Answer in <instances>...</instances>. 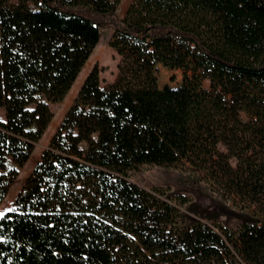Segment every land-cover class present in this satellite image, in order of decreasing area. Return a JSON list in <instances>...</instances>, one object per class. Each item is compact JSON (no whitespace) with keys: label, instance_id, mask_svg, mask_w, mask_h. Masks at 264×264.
I'll use <instances>...</instances> for the list:
<instances>
[{"label":"trees","instance_id":"trees-1","mask_svg":"<svg viewBox=\"0 0 264 264\" xmlns=\"http://www.w3.org/2000/svg\"><path fill=\"white\" fill-rule=\"evenodd\" d=\"M121 1L0 0V206L106 23L119 58L0 217V264H264V0H133L117 24ZM159 65L182 84L159 88ZM144 166L195 175L201 214L216 200L249 220L190 218L133 182Z\"/></svg>","mask_w":264,"mask_h":264},{"label":"rangeland","instance_id":"rangeland-1","mask_svg":"<svg viewBox=\"0 0 264 264\" xmlns=\"http://www.w3.org/2000/svg\"><path fill=\"white\" fill-rule=\"evenodd\" d=\"M13 1L15 2L16 0ZM132 2L133 0L121 1L117 9V24L124 18ZM114 26L115 23H106L105 26L102 27L100 41L88 62L85 64L80 73L81 75H79L80 77L78 76L76 82L63 101L50 104L53 119L41 140L35 145L34 152L28 162L19 169V176L12 184L8 196L0 206V217L12 209L17 194L22 189L35 165L38 163L43 151L49 146L52 137L59 129L68 110L77 98L81 86L92 69L95 66L98 67L100 86L102 88L109 86L115 81L118 74L117 65L119 58L111 47ZM182 81L183 72L181 70H170L161 65L157 67V84L159 88L166 86L177 88L182 84ZM204 86L208 87L209 83L205 82ZM1 117H3V114H1ZM195 179L196 176L190 172L157 166H144L133 175V182L147 190L156 188L163 191L166 197L181 196L185 198L187 203L181 206V210L190 218L219 222L222 225H228L230 227H234L249 220L246 214L243 212L240 213L239 210L233 208L231 203L225 204L216 200H212L217 207L215 210L212 209V211H209V214H201V212L198 211L197 204L200 200L206 202L208 193L201 184L195 181Z\"/></svg>","mask_w":264,"mask_h":264},{"label":"bare ground","instance_id":"bare-ground-1","mask_svg":"<svg viewBox=\"0 0 264 264\" xmlns=\"http://www.w3.org/2000/svg\"><path fill=\"white\" fill-rule=\"evenodd\" d=\"M81 75V74H80ZM80 77V76H79Z\"/></svg>","mask_w":264,"mask_h":264}]
</instances>
